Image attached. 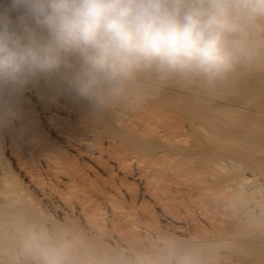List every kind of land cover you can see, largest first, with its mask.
I'll return each instance as SVG.
<instances>
[{"label":"bare ground","instance_id":"6f19581e","mask_svg":"<svg viewBox=\"0 0 264 264\" xmlns=\"http://www.w3.org/2000/svg\"><path fill=\"white\" fill-rule=\"evenodd\" d=\"M260 56L220 88L218 81L140 75L100 115L55 75L28 82L37 108L17 91L0 95V264H258L264 199L247 176L231 172L264 171V66L254 65ZM252 70L256 87L243 76ZM37 121L64 147L42 135ZM210 183L229 197L209 194ZM244 190L256 199L241 215L236 193ZM145 196L171 223L187 215L192 235L152 223Z\"/></svg>","mask_w":264,"mask_h":264},{"label":"clouds","instance_id":"9594fccd","mask_svg":"<svg viewBox=\"0 0 264 264\" xmlns=\"http://www.w3.org/2000/svg\"><path fill=\"white\" fill-rule=\"evenodd\" d=\"M264 53V0H0V95L59 76L97 114L142 74L213 84Z\"/></svg>","mask_w":264,"mask_h":264},{"label":"rangeland","instance_id":"374dc122","mask_svg":"<svg viewBox=\"0 0 264 264\" xmlns=\"http://www.w3.org/2000/svg\"><path fill=\"white\" fill-rule=\"evenodd\" d=\"M262 57H263V59H264V53H261L260 54ZM259 55V56H260ZM260 56V57H261ZM253 61H255V59H253V60H251V61H249V62H247V63H242L243 65H252V64H248V63H252ZM259 62V61H258ZM254 63V62H253ZM262 63V64H261ZM241 64V65H242ZM242 65V66H243ZM255 66H264V61L263 62H260L259 64H254ZM253 71V70H252ZM247 71V72H245V73H243V76H244V78H246L245 80H247V78H248V81H250L252 84V86H254V87H256V85H255V83H257V81L256 80H259V75L257 74V73H255V71ZM147 74V75H146ZM257 74V75H256ZM143 75V74H142ZM144 75H146V77L145 76H142V78L144 77V79H151L152 77H151V75H153L152 73H144ZM256 75V76H255ZM232 79H230V80H232V81H234V79H235V81L236 82H234V85H236V84H238V82H237V80L238 81H240L241 79V77L240 76H238V79H237V77H231ZM243 78V79H244ZM175 80V81H179V80H182V78H178V77H171V78H168V79H166V80H169V81H173V80ZM185 80V79H184ZM229 80V81H230ZM186 81H192V80H186ZM193 81H200V80H193ZM223 81V80H222ZM222 81L221 80H219L218 81V83H219V85H218V88H220L221 86H220V84H222ZM201 82H203V81H200L199 83H201ZM262 83H264V81L262 82ZM168 83H165L164 85L165 86H169V89H171V90H180V89H182V90H184L183 88H181V87H179V86H176V87H172V85H170V84H168ZM254 84V85H253ZM28 83H27V85L25 84L24 86H26V88L23 86V87H21V88H23L24 89V91H22V90H20L19 89V91H22V92H20L19 93V91L17 90V92H18V95H20V96H18L19 98L22 96V99H27L26 101H27V103H33V104H35L34 105V107H36L37 106V104H38V102L36 101V98L34 97V96H31L29 93H32V92H30V91H32V89H34V86H32V85H30L29 87H28ZM227 85V84H226ZM170 86H171V88H170ZM220 86V87H219ZM31 87H33V88H31ZM29 88V89H28ZM31 88V89H30ZM173 88V89H172ZM215 88H217V87H215ZM215 88H212V90L213 91H215L216 92V90H215ZM204 89H206V88H204ZM224 91V90H223ZM227 91V90H226ZM225 92V91H224ZM226 93V92H225ZM22 94V95H21ZM228 95H230V94H228ZM237 96V95H236ZM23 97H26V98H23ZM28 97V98H27ZM237 97H239V96H237ZM32 98V99H31ZM21 99V98H20ZM31 100V102L29 101V100ZM35 99V100H34ZM34 101H35V103H34ZM252 105V104H251ZM31 107H32V105H31ZM37 108V107H36ZM33 108H31V110H32ZM34 110V109H33ZM25 113V112H24ZM38 113L41 115V113L40 112H37V113H35V114H37V116L39 117V115H38ZM233 113V112H232ZM232 113L230 114L231 116H233L235 113H233V115H232ZM21 114H22V117H24L25 116V118L27 117V118H33V117H30V116H32V115H30L29 113H28V115H30L29 117H28V115H27V113H26V115H24L23 114V112H21ZM34 114V118H37L36 117V115ZM237 114H239V116H241L240 115V113H237ZM24 115V116H23ZM235 116V115H234ZM238 116V115H237ZM41 117V116H40ZM40 120L39 121H41V118H39ZM37 120H38V118H37ZM34 121H36V119L34 120ZM39 121H37V124L39 123V125L38 126H36L38 129H40V127L41 128H44L43 127V125H41V123L43 124V122H39ZM11 124V123H10ZM9 124V125H10ZM32 124H34V123H32ZM36 124V123H35ZM45 126V125H44ZM264 126V125H263ZM48 127H46L45 126V128L44 129H42L41 131H43V132H45L44 134H42V135H45L46 134V137H47V133H48V135H49V137L51 138V137H53L54 139H52V140H54V141H52V143H54V145L56 146V147H59V148H61L62 146H63V144L61 143V141L59 142V144H58V142L57 141H59L58 140V138H56V136L54 135V134H52L53 133V131L52 130H48L47 129ZM258 131H262V132H264V127H262L261 128V130H258ZM47 132V133H46ZM261 133V132H260ZM55 136V137H54ZM1 138V137H0ZM48 138V137H47ZM1 140V139H0ZM3 141V142H2ZM1 143H5L4 142V140L2 139L1 140ZM3 144H0V146H2ZM5 145V144H4ZM4 145L2 146V149H4ZM62 145V146H61ZM64 147V146H63ZM62 147V148H63ZM62 150V149H61ZM64 150H66L65 148L63 149V151ZM249 169V170H248ZM248 169H245L244 167H240L238 170H236V171H233V172H231V174L232 173H234L235 175L234 176H236L237 174L236 173H239L236 177L237 178H240V177H243V176H247L248 178H249V184L251 183V185L252 186H254V187H257V188H259L258 189V193L257 194H255V196H256V198L258 199H264V171H259V170H253V169H250V168H248ZM246 170V171H245ZM230 173V172H229ZM228 173V174H229ZM228 174L226 175L227 177H228ZM231 174H229V175H231ZM105 176V175H104ZM252 179V180H251ZM128 181H129V184H131V188L133 189V187H134V189H135V191H138L139 190V192L138 193H140L141 192V190H142V187H141V185L138 183V181L137 180H134L133 178H131V177H128ZM137 181V182H136ZM132 182V183H131ZM255 182V183H254ZM237 183V182H236ZM211 184H213V183H210V188H211V190L212 191H209V194H210V192H213V193H216L218 190V188H216V187H214L213 189H215V192H214V190L212 189V185ZM209 188V189H210ZM133 189V190H134ZM217 190V191H216ZM122 192L124 193V194H126L125 193V190L124 189H122ZM219 193H220V197H222V196H226V195H228V196H226V197H229V193H227L226 192V195H225V193L224 194H221L222 192H220V190L218 191ZM217 192V193H218ZM229 192H230V194L231 193H233L234 191H232V190H229ZM246 192H248V190H244V191H242L241 193H240V195H239V193H236V195H238V198L240 199L239 201H240V203H239V208H241V211L240 210H238L237 211V213H239L240 212V214L242 215V213L241 212H243V211H245V209H247L253 202H255L254 200L256 199V198H252V196H248V193H246ZM251 192V191H250ZM218 193V194H219ZM115 194V193H114ZM114 194H112V195H114ZM251 194H253V192H251ZM117 195H119V194H117ZM127 196V195H126ZM258 196V197H257ZM115 197H119V196H115ZM244 198L245 197V199H241V198ZM143 198H145L144 200H143V202L142 201H137L136 203H141L142 202V204H143V208L141 207V204H138V209H140V207L142 208V209H146L147 211H149L148 213H150V216H149V220L152 222V223H156V225H158L161 229H163V231H166V232H168V233H174V232H176L177 231V229L178 228H175V226H181V230L185 227V225H186V220H188L189 221V217H187V215H183L182 217H180L181 218V223H183V224H181L180 222H176L175 224H174V222H172L171 223V221L169 220V219H166V218H164L163 216H161L160 215V212H159V209L157 208V206L155 207L154 205H155V203L153 202V200L152 199H150L148 196H145V197H143ZM119 199V198H118ZM146 199H148V200H146ZM243 200V201H242ZM145 201V202H144ZM187 203H188V200H187ZM144 204H146V206L144 205ZM140 205V206H139ZM154 206V207H153ZM241 206V207H240ZM147 207V208H146ZM148 208H149V210H148ZM238 208V209H239ZM142 209H140V210H142ZM150 210H152V211H150ZM243 210V211H242ZM153 212V213H152ZM156 212V213H155ZM236 213V214H237ZM153 214V215H152ZM157 214V215H156ZM192 216H193V213H192ZM195 216H197V217H195ZM198 214L196 213V214H194V218L196 219V221L199 223V220L201 219V221H200V223H201V226H203V229L205 228L206 230H209V225H207V223L202 219V217H199L198 218ZM154 218V219H151V218ZM198 218V219H197ZM150 221H149V223H150ZM199 223V224H200ZM203 224V225H202ZM173 227V228H172ZM173 229H175V230H173ZM180 229V228H179ZM204 229V230H205ZM205 230V231H206ZM182 231H184L185 233H186V235H188V233H189V235L188 236H190V234L192 235V233H191V231H186V227L184 228V230H182ZM208 234H209V231H208ZM260 234V236H262V237H264V232H262V233H259ZM148 236V235H147ZM148 238H151V240H153L152 239V237H149L148 236ZM147 238V239H148ZM261 239H262V241H261ZM261 239H259L260 240V243L261 242H263L264 241V238H261ZM150 240V241H151ZM155 241V240H154ZM152 242V241H151ZM262 244V243H261ZM263 246H261V247H263L264 248V244H262ZM220 250H222V249H220ZM263 260H264V254H263V256L258 260L259 262H258V264H264V262H263ZM190 262H191V264L193 263V261H191L190 260ZM193 264H204V263H199L198 262V260L197 261H194V263Z\"/></svg>","mask_w":264,"mask_h":264}]
</instances>
